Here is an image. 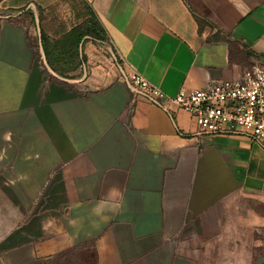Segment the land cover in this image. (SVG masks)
Here are the masks:
<instances>
[{
    "label": "crops",
    "instance_id": "0c3cea01",
    "mask_svg": "<svg viewBox=\"0 0 264 264\" xmlns=\"http://www.w3.org/2000/svg\"><path fill=\"white\" fill-rule=\"evenodd\" d=\"M62 1L0 0V264H264V150L197 135L120 76L169 96L238 80L264 66V0H81L108 45H85L73 85L14 20Z\"/></svg>",
    "mask_w": 264,
    "mask_h": 264
},
{
    "label": "built area",
    "instance_id": "2783aa9c",
    "mask_svg": "<svg viewBox=\"0 0 264 264\" xmlns=\"http://www.w3.org/2000/svg\"><path fill=\"white\" fill-rule=\"evenodd\" d=\"M120 76L135 98L144 100L170 118L175 110L186 112L197 135L239 136L264 150V66L261 59L243 70L235 81H220L203 90H183L169 96L141 74Z\"/></svg>",
    "mask_w": 264,
    "mask_h": 264
},
{
    "label": "rangeland",
    "instance_id": "374dc122",
    "mask_svg": "<svg viewBox=\"0 0 264 264\" xmlns=\"http://www.w3.org/2000/svg\"><path fill=\"white\" fill-rule=\"evenodd\" d=\"M14 20L34 30V35L31 38H35L34 40L38 44L39 53L37 54L40 55L41 59H44L47 68L63 84L68 82L73 85L74 81L82 80L84 64L87 61V56L84 54L86 44L92 43L97 48L108 45L107 35L102 26L101 32L94 33L95 31L91 30L94 22L100 23L90 17L88 7L81 0L62 1L47 9H28ZM72 29H77L83 34V37L77 51L63 53L61 51L63 45H58V43H62L63 38ZM87 31L92 32L89 34ZM41 32H44L50 41L46 47L51 55L49 64L41 42ZM256 258L257 262H264V256L258 249Z\"/></svg>",
    "mask_w": 264,
    "mask_h": 264
},
{
    "label": "trees",
    "instance_id": "16d2710c",
    "mask_svg": "<svg viewBox=\"0 0 264 264\" xmlns=\"http://www.w3.org/2000/svg\"><path fill=\"white\" fill-rule=\"evenodd\" d=\"M88 11H89L90 17H92L93 19L97 20V18L95 17L94 13L92 12V10L89 7H88ZM92 27L93 28L91 30L92 31H95L94 33L101 32L102 31V27H101L100 24H97V23L94 22V24L92 25ZM92 31H87V33L90 34ZM82 37H83V34L82 33H80L77 29H72L63 38L62 43L60 42V43H58V45L59 44L60 45H63V48L61 49V51L63 53H65V52H75V51L78 50V46H79V44L81 42ZM40 38H41V42H42L43 47H44L45 57H46V60H47V63H48L51 55L48 52V49H46V47L49 45L50 41H49V39L47 38V36L45 35L44 32H41Z\"/></svg>",
    "mask_w": 264,
    "mask_h": 264
},
{
    "label": "clouds",
    "instance_id": "9594fccd",
    "mask_svg": "<svg viewBox=\"0 0 264 264\" xmlns=\"http://www.w3.org/2000/svg\"><path fill=\"white\" fill-rule=\"evenodd\" d=\"M117 198H119V200H117ZM114 200H116V202H112ZM122 206V193L120 192L119 188L113 186L106 194V199L97 201L95 206L91 209V212L101 220H106L108 218V213L115 214L121 210Z\"/></svg>",
    "mask_w": 264,
    "mask_h": 264
}]
</instances>
